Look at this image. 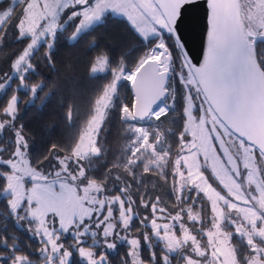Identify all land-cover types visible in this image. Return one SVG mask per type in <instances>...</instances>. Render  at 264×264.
<instances>
[{
    "label": "trees",
    "instance_id": "trees-1",
    "mask_svg": "<svg viewBox=\"0 0 264 264\" xmlns=\"http://www.w3.org/2000/svg\"><path fill=\"white\" fill-rule=\"evenodd\" d=\"M6 7L8 3L0 0V12ZM18 11L19 9L13 14L15 15ZM13 14L3 31H0V79L11 72L12 61L27 42L26 37L19 36ZM66 14L69 15L66 12L62 15L60 19L62 26L55 31L54 35L40 42L29 54L23 74H13L8 85L0 90V120H9V124H1L0 157L8 158L17 148H21L28 158L29 167L41 169L49 176L56 169L63 170L64 177L68 181H76L78 188H81L78 184V176L74 179L69 176V172L75 173L79 170L82 174L81 184L96 186L97 190L94 192L96 202L101 201L104 209H113L110 213L116 215L119 212L115 197L119 198L123 205H132L136 212H130L132 221L128 227L131 234L150 238L152 233L148 229L143 230L144 232L139 229L140 217L148 213L145 218L147 220L151 216L153 203L176 204L174 200L176 176L173 167L182 143L188 137L185 133L184 91L178 81L174 108L168 110V107L161 113L158 107L159 130L165 134L166 138V154L161 158L163 162L160 163V167H147L141 157H137L136 163H128V145L134 136L133 125L137 122L125 119L122 114L124 107L133 105V95L129 89V79L123 78L121 73L124 70L134 71L133 69L139 66L143 55L156 41V37L145 39L125 17L107 13L98 22L70 40L77 25V18L65 22ZM163 36L176 69L179 70L178 72L181 69L185 70V60L170 30L163 31ZM151 53L153 58L161 54L153 49ZM255 53L264 71V41L256 43ZM99 58L105 60V69L92 73V68ZM131 71H127L126 74ZM114 80H116L115 91L96 129V131L99 129L106 131L109 141L108 136L100 132L93 152L95 154L103 152L97 156L88 153L84 161L79 163L73 160L71 155L96 113L99 99ZM41 84L43 87L37 91ZM202 100L203 98L200 99ZM218 128L238 159L239 156L223 131L220 127ZM227 133L235 137L230 132ZM236 141L240 140L236 138ZM204 170L206 177L211 181V174L207 169L204 168ZM9 173L10 167L0 164L2 238L17 236L24 239L35 236V219L23 217L22 213L29 208L21 207L17 210L18 214L12 213L11 194L5 192ZM184 190L187 191V188ZM186 191L179 196L180 205L188 203L189 195ZM142 227L149 226L145 224ZM63 236L65 234L61 233V237ZM98 236L104 238V235L96 234L91 239L97 240ZM79 238L69 235L64 237L63 242H67L66 244L70 246L81 240ZM81 242V247L91 249L96 241L90 242L83 239ZM152 247L141 248L139 252L141 263L161 264L165 249L163 247L161 249L159 245H156L155 249ZM71 253L68 264H87L81 261L79 250L76 249ZM122 255L126 259L121 258ZM119 263H130L128 255L122 248L113 252L109 260V264Z\"/></svg>",
    "mask_w": 264,
    "mask_h": 264
},
{
    "label": "rangeland",
    "instance_id": "rangeland-1",
    "mask_svg": "<svg viewBox=\"0 0 264 264\" xmlns=\"http://www.w3.org/2000/svg\"><path fill=\"white\" fill-rule=\"evenodd\" d=\"M4 1L6 4L8 3V7L0 12V31H3L13 12L19 9L13 16L15 17L14 20L19 36L26 37L27 42L23 50L12 61L11 72L6 73L0 79V90L8 85L13 74H23L27 67L29 54L40 42L46 40L47 37L53 36L55 31L62 26L60 19L65 12L69 13V15H65V22L69 19L77 18V25L70 40H73L79 33L98 22L107 13L123 16L145 39L156 37V41L152 46L148 47L143 55L141 63L146 59H155L158 63L161 61L168 62L161 69L169 72L166 85L167 96L158 106L161 109V113L168 107V110L174 108L176 83L178 81L185 94V133L188 137L183 141L182 148L174 162L173 172L176 176L174 191L176 195L180 194L187 186L193 187L196 193H192V195L195 198L197 196L207 198L210 204L215 206L213 210H216L220 208L221 203L225 202L226 197L221 194L223 190L227 196L231 195L241 199L243 197L240 195L243 194L240 189L248 188V181L256 182V179H258V168L255 161L256 151L240 139V141H236L235 137H231L227 133L229 131L218 120L201 95L202 93H200L199 87L186 62V69H181L178 72L179 70L174 65L170 49L163 36V31L169 32V29L153 0ZM240 12L244 30L251 43L252 38L258 36L259 30L264 28V0H241ZM152 49L161 54L153 58ZM104 69L105 60L99 58L96 65L92 68V73L103 71ZM133 70H124L121 73L122 77H133L135 69ZM127 71L131 72L126 74ZM131 80L129 79L128 81ZM115 86L116 80L106 88L102 95L104 96L105 92L108 93L107 96H104L107 103H104L101 98L99 99L96 113L88 123L85 132L71 155L73 160L82 163L88 153L97 156L103 152L99 154L93 152L97 135L103 132L108 136V141L109 135L103 129L98 131L96 129L99 127L105 108L110 103ZM201 96L203 98L202 101H200L202 99ZM132 106L124 107L122 114L125 119L135 121L132 116ZM158 107L152 111L145 121L137 122V124L133 125L134 136L128 145V163H136L137 157H141L147 167L157 168L163 162L161 158L166 154V138L165 134L159 130V123L157 122ZM207 117H211L216 125L220 127L235 153L239 156L242 170L246 174V182L236 180L218 153L206 125ZM1 124L7 125L9 120L4 119L1 121L0 129L2 128ZM0 164L10 167L8 185L5 192L11 194L10 205L12 209L28 207L40 211L38 216L39 225L47 227L48 224L49 229H44L49 232V237L62 238L61 240H64V237L73 235L92 242L96 239L91 238L97 233L101 232L102 236L108 233L111 235V227H127L132 221V213H130V216L128 213H124L123 204L116 197L114 199L118 201L119 212L111 219L113 221L101 222L103 219L100 221L95 220L96 217H92V211L97 213L102 207V202H96L95 200L96 195L94 192L97 190L96 186L87 183L81 184L82 174L79 170L75 173L69 172V176L72 179L77 176L80 177H77V180L81 188H78L76 181H68L64 177L65 173H63V170L56 169L49 176L41 169L29 167L28 158L25 155V151H22L21 148H17L8 158L0 157ZM204 168L211 174V181L206 177ZM151 208V217L148 219L147 225L151 227L152 233L157 238L166 242L165 247L168 246L167 250L171 251L177 247L179 248L191 240L187 225L183 223L189 218V215H187L188 218L185 217L186 214L183 215V212L188 211L189 207L183 209V212L179 211L178 214L168 210V207H164L161 210L159 205L155 203L151 204ZM49 214L50 220L48 221ZM140 223L146 222L140 221ZM61 233L65 234V236L61 237ZM114 235L124 236V234ZM131 242L134 243L133 241ZM136 255L137 252H133V259L138 256ZM86 258L91 259L90 256Z\"/></svg>",
    "mask_w": 264,
    "mask_h": 264
},
{
    "label": "water",
    "instance_id": "water-1",
    "mask_svg": "<svg viewBox=\"0 0 264 264\" xmlns=\"http://www.w3.org/2000/svg\"><path fill=\"white\" fill-rule=\"evenodd\" d=\"M187 63L203 98L225 128L264 157V71L255 45L264 41V28L248 40L238 0H212L216 10L209 23L208 0H153ZM195 5V6H193ZM211 33V35H210ZM169 72L155 59H146L129 81L132 116L145 121L167 96ZM212 139L236 177L239 162L215 121L207 117Z\"/></svg>",
    "mask_w": 264,
    "mask_h": 264
},
{
    "label": "flooded vegetation",
    "instance_id": "flooded-vegetation-1",
    "mask_svg": "<svg viewBox=\"0 0 264 264\" xmlns=\"http://www.w3.org/2000/svg\"><path fill=\"white\" fill-rule=\"evenodd\" d=\"M238 1L240 9L241 0ZM251 147L257 155L255 161L258 168V179L256 182L248 181V188L240 189L243 194L240 196L243 198L227 196L224 190L220 191L226 197L225 202L220 204L219 209L213 210L215 206H212L207 198L201 196L195 198L192 195V193H196L195 188L187 186V191L180 192V194H184L186 191V194L189 195L187 205H180V194L174 198L176 204H157L161 210L168 207V210L177 214L189 207L188 211L183 212V215L186 214L185 217L189 215V218L187 217L188 219L183 223L187 225L191 240L179 248L167 250L166 242L157 238L152 233L151 227H142V225H147V221L151 217L145 219L148 213L140 217L139 222L146 223H141L139 229H142V232L148 229L152 233L150 238L133 236L128 226L111 227L112 234L108 233L103 236L104 238L101 237L102 239L98 236L99 238L92 244L94 247L91 249L81 247L82 238H79L81 240L76 244L68 246L67 242H63L61 239L49 237V232L45 230L49 229L48 224L47 227L39 225L40 211L29 208L28 211L22 212L23 217L35 219L36 235L24 239L17 236L2 238L0 227V264H68L71 252L76 249L80 251L81 261L87 264H109L110 256L119 248L125 250L130 260L129 264H147L140 262L139 252L143 247L147 249L153 246L152 248L155 249L156 245L165 249L161 264H264V157L253 146ZM238 162L239 177H236L232 172L231 174L237 181L246 182V174L242 170L240 158H238ZM122 209L124 213L128 212L129 216L130 212L135 211L132 205H122ZM126 209L128 210L125 211ZM11 210L12 213H19L18 209L11 207ZM103 211L107 212L102 213ZM110 212H113V209H104L102 206L97 213L92 211V217L95 216V220L98 221L103 219L101 222H111L113 221L111 219L116 215ZM47 220H50V214ZM98 227L100 229L99 225ZM97 234L102 236L101 232ZM114 234H124V236H115ZM177 234L179 233L177 232ZM50 239L53 240L50 241ZM160 242L163 244H159ZM133 252H137L138 255L134 259ZM87 256H90L91 259H87ZM121 258L126 259L123 255ZM120 263H122L121 259Z\"/></svg>",
    "mask_w": 264,
    "mask_h": 264
},
{
    "label": "snow or ice",
    "instance_id": "snow-or-ice-1",
    "mask_svg": "<svg viewBox=\"0 0 264 264\" xmlns=\"http://www.w3.org/2000/svg\"><path fill=\"white\" fill-rule=\"evenodd\" d=\"M188 3L191 4L192 0H187ZM208 3H209V8H210V12H209V23L211 24L216 16V10L215 8L213 7V3H212V0H208ZM195 6V5H193ZM211 35V33H210ZM133 77L132 76H129L128 79H132ZM40 87H43V84H41L38 88H37V91H39V88ZM107 92H105L104 96H107ZM104 96L101 97V100H104V103H107V100L104 99Z\"/></svg>",
    "mask_w": 264,
    "mask_h": 264
},
{
    "label": "bare ground",
    "instance_id": "bare-ground-1",
    "mask_svg": "<svg viewBox=\"0 0 264 264\" xmlns=\"http://www.w3.org/2000/svg\"><path fill=\"white\" fill-rule=\"evenodd\" d=\"M167 63H168V62H166V61H161L160 63H158L160 69H162V67L166 66ZM160 103H161V102H160ZM160 103H159V104H160ZM158 106H159V105H158ZM158 106H157V107H158ZM157 107H155L153 110H155ZM153 110H152V111H153ZM152 111L150 112L149 116L151 115ZM149 116H148V117H149Z\"/></svg>",
    "mask_w": 264,
    "mask_h": 264
}]
</instances>
